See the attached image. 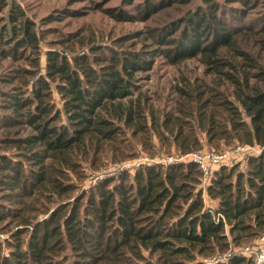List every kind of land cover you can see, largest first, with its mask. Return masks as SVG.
<instances>
[{"label":"trees","instance_id":"obj_1","mask_svg":"<svg viewBox=\"0 0 264 264\" xmlns=\"http://www.w3.org/2000/svg\"><path fill=\"white\" fill-rule=\"evenodd\" d=\"M221 1L232 3L229 25ZM5 7L0 264H204L223 255L213 264H253L233 248L264 234V0L104 8L118 21L171 13L109 45L52 29L58 37L46 48L20 3L0 0ZM158 56L201 69L180 76L161 108L142 90L150 76L138 75ZM154 137L178 155L229 144L258 151L213 170L205 187L195 162L176 161L122 168L82 188L84 164L153 158L136 147L154 149Z\"/></svg>","mask_w":264,"mask_h":264},{"label":"rangeland","instance_id":"obj_2","mask_svg":"<svg viewBox=\"0 0 264 264\" xmlns=\"http://www.w3.org/2000/svg\"><path fill=\"white\" fill-rule=\"evenodd\" d=\"M11 1V0H7ZM20 3L21 7L25 10L30 19L35 21L36 26L42 31L43 38L46 39V43L42 46L46 48V45H49L51 42H55L58 37L57 34H54L52 29L61 32L64 34L68 33H80L84 36L85 41L92 40L98 41V43L104 45H109L111 43V38H117L119 36H124L131 32H134L138 29L144 28L147 24H153L154 22L161 21L162 18H167V13H171V10L163 11L162 13L155 15L153 21L143 22L138 19L133 21H118L115 18L110 17V13H106L104 8H115L119 9L120 7L125 8L130 12H134L133 7L141 2L142 0H135L133 4L129 5L124 3L123 0H14ZM221 13L223 14L224 21L227 22V25L230 24L228 20L230 17L229 9L232 8V3L221 1ZM69 14L65 17H62V12L67 11ZM7 7H5L2 12H0V22L7 23V19H3L4 15L7 13ZM53 16V17H52ZM56 16H61L62 19L58 20ZM2 18V19H1ZM255 18L252 17L247 19L246 23H252L255 21ZM51 19L52 21H48ZM258 20V19H257ZM67 35V34H65ZM5 64L9 63V60L2 62ZM200 72L201 69H195L194 61H187L186 63L180 65H170L165 62V60L158 56L155 58V62L150 70L147 72L138 73L139 76L148 74L149 79L144 80L142 90L146 91L154 99L153 102L155 106H158V100H160V107L172 105V100L175 97L174 88L177 84V81L180 79V76L187 75L192 76ZM154 149H145L140 145L136 147V151L143 149L147 155L156 158L152 159L148 156H144L142 159H152L151 161H162L168 156L172 158H179L180 155L174 151V148L169 147L167 143L160 144L156 137L153 138ZM236 145L229 144L225 148L234 147ZM255 148H248L245 153L242 155L240 166L243 165L245 157L248 154L256 153ZM207 150V147L203 148ZM159 151V152H157ZM157 152L156 156L154 154ZM242 159V160H241ZM141 159H133L123 162L120 165L113 160H106L99 168H92L84 164L85 177L81 183L82 188H87L92 183H95L96 180L102 179L107 173L114 174L119 169L127 168L129 170L133 169ZM118 161V160H116ZM87 163V162H85ZM202 185V184H201ZM202 187V186H201ZM204 187V186H203ZM203 195L205 198V204L213 208L215 206L214 201L209 200L206 195V191L203 190ZM247 245V243H242L241 246L233 248V251L241 255L242 248ZM224 256V255H223ZM210 258H204V264L206 260Z\"/></svg>","mask_w":264,"mask_h":264},{"label":"built area","instance_id":"obj_3","mask_svg":"<svg viewBox=\"0 0 264 264\" xmlns=\"http://www.w3.org/2000/svg\"><path fill=\"white\" fill-rule=\"evenodd\" d=\"M250 148L247 145H236L234 147L225 148L223 150H199L184 155H180L179 158H172L171 156L166 157L162 161H151L156 158H144V156L136 158L141 159L140 162L136 164H167L174 163L176 161H193L195 162L202 171V186L209 181V176L213 170L218 168L221 165H231L233 162L240 161L242 155L245 151ZM242 160V159H241ZM103 177V176H102ZM241 255L248 256L253 259V264H264V234L260 235L252 244L245 245L241 250ZM226 259V256H218L206 260L205 264H213L216 262H223Z\"/></svg>","mask_w":264,"mask_h":264}]
</instances>
